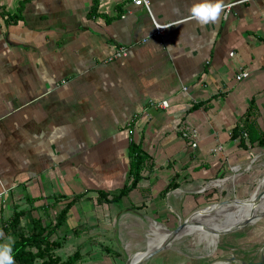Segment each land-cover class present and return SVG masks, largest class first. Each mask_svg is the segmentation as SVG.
Returning a JSON list of instances; mask_svg holds the SVG:
<instances>
[{
    "label": "crops",
    "instance_id": "obj_1",
    "mask_svg": "<svg viewBox=\"0 0 264 264\" xmlns=\"http://www.w3.org/2000/svg\"><path fill=\"white\" fill-rule=\"evenodd\" d=\"M200 2L150 0L153 18L173 23L159 36L147 10L129 0H0V228L17 203L24 228L34 213L54 224L43 212L71 203L52 239L63 227L74 236L77 203L174 227L254 165L264 143L232 133L253 103L248 119L264 140V0H224L230 7L207 26L190 16ZM120 46L126 55L114 57ZM242 70L248 76L236 80ZM132 141L147 158L120 195L133 179ZM222 177L234 180L195 192ZM260 179L263 187L264 172ZM254 237L236 238L220 261L264 264ZM82 254L80 264L112 263Z\"/></svg>",
    "mask_w": 264,
    "mask_h": 264
},
{
    "label": "rangeland",
    "instance_id": "obj_2",
    "mask_svg": "<svg viewBox=\"0 0 264 264\" xmlns=\"http://www.w3.org/2000/svg\"><path fill=\"white\" fill-rule=\"evenodd\" d=\"M263 153L264 151H262V154L259 158H256V160L253 161L254 165L243 172V175L236 178V180L232 179L231 177H225L227 178L225 181L234 180V182H231L229 188L227 186L224 189L222 195L219 198L214 199L213 202L236 198L244 201L245 203H249L254 200L251 197H253L255 193L258 194L262 191L264 192V185L263 187L259 186L261 180L260 177L264 172ZM213 184L220 185L216 181L213 182ZM20 206V203H17L15 205V207L18 209H20ZM207 206L199 208L198 210H194L195 212L192 211L194 213L176 217L178 222L184 221L186 218H189V221L182 229V231L178 235H176L178 239L182 240L178 245L179 249L166 247L155 253L152 257H150L142 264H159L162 261L166 264H212L216 261L222 260V249H230L232 248V246L238 247L236 238H238L242 234L255 235V247L253 250L257 249L258 247L264 246V215L259 217L257 220H253V222L243 226L245 222L239 219H244V216H246L247 214H227L219 218L218 229L220 235L216 249L212 253L204 256L203 254L208 249L207 243L204 240H201L199 235L194 234L196 227L193 226L197 224L200 216ZM75 209L76 210L73 211V216L77 221L75 226L73 227L74 236H71L72 233L70 232L67 233V231H69L70 229L67 230L63 227L58 238H50V241H53V243L49 251L48 248L44 250L45 258L50 254H54L60 256L61 258H64L71 255L74 251L78 250L80 253H83L81 255L83 257H86L87 254L92 252H99L106 254V256L110 255V259L112 262L111 264H127L128 256L121 239L134 240V244H132V252L134 254L136 262L137 260L142 258L148 251L162 245V242L158 241L154 236H152V234L151 236L156 240V242L153 239L150 240L146 238L145 235H150V233H148V230L144 229L143 226H140V223L145 224L142 220H139L137 222L131 219H125L122 221L124 215H122L121 212L119 214H121L122 217H118L120 219H117L113 218L111 215H107L105 210L102 211L99 210V208L98 210L88 211L87 206H83V204L80 203H77ZM130 213L136 214L137 216L141 217V219L147 217L140 211L134 210ZM55 214L56 213L51 211H44V216H42V218L50 222L53 219H57L58 214H56V217L54 218ZM94 215V221L96 222L92 223L90 222L89 218L94 217ZM34 216L35 219H37L35 213ZM202 222L203 221H201L199 224H201ZM158 223L165 225L168 230L175 227L160 221H158ZM239 226L240 228H238ZM190 228L194 229L188 230L184 234L185 230ZM233 228L237 229H235L234 231L222 233L223 231H227ZM0 232L3 233V244L7 243V235L4 233L3 227L0 228ZM32 250L35 251L36 248H33ZM37 262L41 263L42 258L37 259ZM80 263L81 260H77L74 264Z\"/></svg>",
    "mask_w": 264,
    "mask_h": 264
},
{
    "label": "trees",
    "instance_id": "obj_3",
    "mask_svg": "<svg viewBox=\"0 0 264 264\" xmlns=\"http://www.w3.org/2000/svg\"><path fill=\"white\" fill-rule=\"evenodd\" d=\"M253 108L254 106L252 103L246 114L239 120V123L233 129L232 136H240L241 139L246 137L250 142L257 141L261 144L264 143L262 135L257 131L254 122L248 119ZM244 133H246V135H244ZM129 153L131 156L130 164L133 179L128 187L121 189L120 195H124L129 189L136 185L140 178V167L147 158V154L141 152L140 147L133 141L130 143ZM100 195L103 196L104 194L100 193ZM118 199L119 197H116L113 200ZM70 205L71 203H68L66 207L58 213L54 224L43 225L39 219L33 218L27 225V228L21 225V218L25 215V211L22 209L14 211L2 227L7 236H15L12 243V256L15 264H74L78 260L80 257V252L78 250L74 251L65 259L54 254H50L46 258L44 256V250L48 248L49 251L52 247L53 241H50L51 234L64 222ZM1 240L2 238H0V244H2ZM33 248H36V250L33 251ZM39 258H42L41 263L37 262Z\"/></svg>",
    "mask_w": 264,
    "mask_h": 264
},
{
    "label": "bare ground",
    "instance_id": "obj_4",
    "mask_svg": "<svg viewBox=\"0 0 264 264\" xmlns=\"http://www.w3.org/2000/svg\"><path fill=\"white\" fill-rule=\"evenodd\" d=\"M237 213L247 214L244 216L243 222L247 221L248 219H252V221L257 220L260 215L264 214V195L259 201L252 200L249 203H245L242 200L233 198L229 199L225 203H221V201L210 203L205 208L202 213L204 215L202 219L203 222L196 228L194 232V234L199 235L201 240H204L207 243L208 249L203 254L204 256L212 253L217 247L220 235L218 229L219 218L227 214ZM126 219H131L137 222L142 220L145 224L140 223V226H143L144 229H147L150 235L152 234V236H154L158 241H161L162 244L168 242L167 238L170 236L171 231L168 230L165 225L158 223V221L148 216L141 219V217L137 215L127 216ZM121 241L128 256V264H136L134 254L132 252L133 240L121 239ZM181 241L182 240L175 236V238L171 240L170 243H168L167 247L179 249L178 245ZM225 263L226 261L224 260L219 261V263L216 264Z\"/></svg>",
    "mask_w": 264,
    "mask_h": 264
},
{
    "label": "clouds",
    "instance_id": "obj_5",
    "mask_svg": "<svg viewBox=\"0 0 264 264\" xmlns=\"http://www.w3.org/2000/svg\"><path fill=\"white\" fill-rule=\"evenodd\" d=\"M230 5H226L224 0H201L190 8V16L200 26L215 24L221 14ZM0 237L3 233L0 232ZM12 237H7V243L0 244V264H15L12 256Z\"/></svg>",
    "mask_w": 264,
    "mask_h": 264
},
{
    "label": "built area",
    "instance_id": "obj_6",
    "mask_svg": "<svg viewBox=\"0 0 264 264\" xmlns=\"http://www.w3.org/2000/svg\"><path fill=\"white\" fill-rule=\"evenodd\" d=\"M132 4L136 5V6H141V7H144L147 12L149 13L151 19H152V22H153V25H154V33L156 35H163L164 31L169 27L171 26L173 23H160L158 21H156L154 18H153V15H152V12H151V9H150V0H129ZM227 9V8H226ZM127 53V48L125 46H120L115 52H114V57H119V56H124L126 55ZM248 71L247 70H242V71H239L236 75H235V78L236 80H241L242 78H245L248 76ZM158 107H161V108H165L167 107V102L166 101H160L157 103ZM133 132V129L130 128L129 129V133L131 134ZM187 132H183V135L184 136H187ZM244 135H246V133H244ZM192 145H195L194 142H192ZM225 178V177H224ZM224 178H217V179H212L210 181H207L206 183L200 185L198 188L195 189V192H202L206 189H212V188H215L219 185H215L213 184V182L219 180V179H224Z\"/></svg>",
    "mask_w": 264,
    "mask_h": 264
},
{
    "label": "water",
    "instance_id": "obj_7",
    "mask_svg": "<svg viewBox=\"0 0 264 264\" xmlns=\"http://www.w3.org/2000/svg\"><path fill=\"white\" fill-rule=\"evenodd\" d=\"M263 193H264L263 191L260 192V193H258V194L255 193L253 195V197H251V198L254 199L255 201H259L262 198V196L264 195ZM228 200L229 199H226L225 201H221V203L222 202L225 203ZM263 215L264 214L260 215L259 217H261ZM188 221H189V218H186L184 221H179L177 223V225L173 229H170L171 230V233H170V236L167 238V241L168 242L167 243H163L161 246L156 247V248L148 251L142 258H140L139 260H137L136 264H142L143 262H145L146 260H148L150 257H152L155 253H157L158 251L166 248L167 245H168V243H170V241L173 240L175 238V236L178 235L182 231V229L185 227V225L187 224ZM251 222H253L252 219L251 220L248 219L247 221H245V223H244L243 226H245L246 224L251 223ZM235 229H237V228L229 229L227 231H223L222 233L229 232V231H234Z\"/></svg>",
    "mask_w": 264,
    "mask_h": 264
}]
</instances>
